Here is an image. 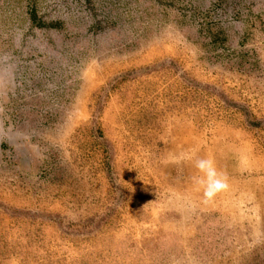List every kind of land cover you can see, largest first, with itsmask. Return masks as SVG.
<instances>
[{"label": "rangeland", "instance_id": "374dc122", "mask_svg": "<svg viewBox=\"0 0 264 264\" xmlns=\"http://www.w3.org/2000/svg\"><path fill=\"white\" fill-rule=\"evenodd\" d=\"M0 264H264V0H0Z\"/></svg>", "mask_w": 264, "mask_h": 264}, {"label": "clouds", "instance_id": "9594fccd", "mask_svg": "<svg viewBox=\"0 0 264 264\" xmlns=\"http://www.w3.org/2000/svg\"><path fill=\"white\" fill-rule=\"evenodd\" d=\"M194 167L198 172L194 180L203 189L204 203H210L220 192L228 188L227 178L218 171L211 158H197Z\"/></svg>", "mask_w": 264, "mask_h": 264}]
</instances>
